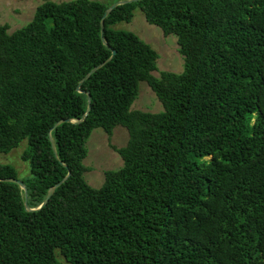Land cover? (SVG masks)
Returning a JSON list of instances; mask_svg holds the SVG:
<instances>
[{
    "label": "trees",
    "instance_id": "1",
    "mask_svg": "<svg viewBox=\"0 0 264 264\" xmlns=\"http://www.w3.org/2000/svg\"><path fill=\"white\" fill-rule=\"evenodd\" d=\"M107 7L45 1L0 24V153L26 140L31 175L26 197L0 181V264H61L56 249L69 264H264V0H136L105 17L104 43ZM135 9L177 37L181 73L154 77L156 52L114 28ZM140 82L162 112L130 111ZM116 126L123 166L94 189L86 141Z\"/></svg>",
    "mask_w": 264,
    "mask_h": 264
},
{
    "label": "rangeland",
    "instance_id": "2",
    "mask_svg": "<svg viewBox=\"0 0 264 264\" xmlns=\"http://www.w3.org/2000/svg\"><path fill=\"white\" fill-rule=\"evenodd\" d=\"M45 1L55 3L69 0H0V24L8 27L10 34L31 21L35 9ZM106 5H112L121 0H97ZM115 29L131 32L148 44L158 55L156 70L152 72L158 77L163 71L181 73L184 67V58L179 53L177 37L174 34L164 35L161 29L146 22L143 13L139 9L133 11L130 22H119L114 25ZM130 111H142L159 113L163 107L154 92L145 82L138 85V95L130 107ZM128 141L127 130L122 126H116L111 135L101 128L92 131L85 147L87 155L82 164L86 167L83 174L84 181L92 188L98 189L104 184V173L115 171L123 166V161L116 149L122 148ZM27 148V141H21L17 147L8 153H0V164H8L14 167L17 180L25 182L30 175L29 163L21 159V154ZM56 259L61 264H69L55 250Z\"/></svg>",
    "mask_w": 264,
    "mask_h": 264
},
{
    "label": "water",
    "instance_id": "3",
    "mask_svg": "<svg viewBox=\"0 0 264 264\" xmlns=\"http://www.w3.org/2000/svg\"><path fill=\"white\" fill-rule=\"evenodd\" d=\"M133 1H136V0H121V1H118V2H116V3H114V4H112V5H109L107 8H106V10L104 11V13H103V15H102V17H101V19H100V38H101V40H102V42H104L105 43V41H104V37H103V32H104V19H105V17L109 14V12L112 10V9H114L115 7H117V6H119V5H123V4H126V3H130V2H133ZM115 54V52L114 51H112V56ZM111 58V57H110ZM110 58H108L107 60H105L104 62H102V63H100V64H98L97 66H95L94 68H92L80 81H79V83H78V85H77V87H76V90L79 92V93H83V91L81 90V85H82V83L83 82H85L95 71H97L99 68H101L107 61H109L110 60ZM86 97H87V108H86V110H85V112H84V115H83V117H82V119L81 120H79V121H82L83 120V118L85 117V116H87L88 115V113H89V111H90V95H89V93L87 92L86 93ZM79 121H75V123H78ZM67 122H74V121H71V120H69V119H65V120H59L58 122H56L54 125H53V127H52V129L51 130H53L54 128H56L59 124H61V123H67ZM50 130V131H51ZM51 147H52V150H53V152H54V154H55V148H54V144L53 143H51ZM68 175H69V173L67 174V176L64 178V179H62L58 184H56V185H54V186H52V187H50L49 189H48V191H47V194H46V196H45V199L43 200V202L41 203V205L38 207V208H36V209H39V208H41L42 206H44L46 203H47V201L49 200V198L52 196V194H53V192H54V189L56 188V187H58L67 177H68ZM1 180H3V181H6V182H10V183H14V184H16V185H18L19 186V188L20 189H22L23 190V192H24V195H25V197H26V188H25V186H24V184H23V182H21V181H19V180H17V179H14V178H4V179H0V181ZM25 208L27 209V210H29V211H34V210H36V209H30V208H28L27 207V205H26V202H25Z\"/></svg>",
    "mask_w": 264,
    "mask_h": 264
}]
</instances>
